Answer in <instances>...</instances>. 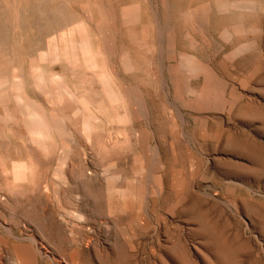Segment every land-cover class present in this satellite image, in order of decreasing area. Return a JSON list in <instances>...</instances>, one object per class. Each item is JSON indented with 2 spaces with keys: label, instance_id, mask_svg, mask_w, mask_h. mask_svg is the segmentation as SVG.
<instances>
[{
  "label": "rangeland",
  "instance_id": "obj_1",
  "mask_svg": "<svg viewBox=\"0 0 264 264\" xmlns=\"http://www.w3.org/2000/svg\"><path fill=\"white\" fill-rule=\"evenodd\" d=\"M0 81V264H264V0H0Z\"/></svg>",
  "mask_w": 264,
  "mask_h": 264
},
{
  "label": "bare ground",
  "instance_id": "obj_2",
  "mask_svg": "<svg viewBox=\"0 0 264 264\" xmlns=\"http://www.w3.org/2000/svg\"><path fill=\"white\" fill-rule=\"evenodd\" d=\"M108 23H109V21H108ZM103 24V23H102ZM100 29V28H99ZM99 32V31H98ZM105 32V31H104ZM102 34V33H101ZM111 34V33H110ZM112 34H113V31H112ZM105 36H107V35H105ZM139 36V35H138ZM111 37H113V36H111ZM102 38V37H101ZM103 42V40L101 41V43ZM108 42V41H107ZM101 45V44H100ZM101 46H105V44H103V45H101ZM99 48V47H98ZM104 49H105V47H104ZM106 50V49H105ZM100 52V51H99ZM107 52V51H106ZM101 53V52H100ZM103 53V52H102ZM102 53H101V55H102ZM93 56V55H92ZM106 56V55H105ZM88 57H90V56H88ZM96 58V57H95ZM108 59V58H107ZM107 59H105V60H107ZM87 60V59H86ZM92 60V59H91ZM96 60V59H95ZM92 61H94V60H92ZM102 61H103V59H102ZM95 62V61H94ZM96 62H97V60H96ZM107 62V61H106ZM109 62H110V60H109ZM117 63V62H116ZM112 64V63H111ZM114 64V63H113ZM89 65V64H88ZM92 65V64H91ZM94 65V64H93ZM89 67V69H90V66H88ZM116 67V66H115ZM118 67V66H117ZM95 68H97V67H95ZM94 68V69H95ZM108 68V67H107ZM113 68H114V66H113ZM92 69V68H91ZM109 70V69H108ZM111 71V70H110ZM118 71V70H117ZM122 72V71H121ZM107 73V72H106ZM114 73H116V72H114ZM31 74V73H30ZM102 75V74H101ZM124 75V74H123ZM123 75H121V76H123ZM29 76V75H28ZM39 76V75H38ZM37 76V77H38ZM25 77V76H24ZM36 77V78H37ZM41 77H43L42 76V74H41ZM98 77V76H97ZM103 77V76H102ZM101 77V78H102ZM113 78H114V75L112 76ZM116 78L117 77H120V76H118V74H117V76H115ZM126 77V76H125ZM31 78V77H30ZM35 78V79H36ZM101 78H99L101 81L100 82H104L103 81V79H101ZM106 78V77H105ZM122 78V77H121ZM38 79V85H39V82L41 81V79H44V78H37ZM36 79V80H37ZM39 79H40V81H39ZM110 79V78H109ZM115 79V78H114ZM119 79V78H118ZM16 80V79H15ZM19 80V79H18ZM17 80V81H18ZM20 81V80H19ZM18 81V82H19ZM46 81V80H45ZM122 81V80H121ZM1 82V81H0ZM17 82V83H18ZM47 82V81H46ZM107 83H108V81H106ZM119 82V81H118ZM34 82H32V84H33ZM37 83V82H36ZM41 83V82H40ZM43 83V85L44 84H46V83H44V82H42ZM117 83V82H116ZM126 83H128V82H126ZM19 85H18V88H19V86H21V84H23L21 81L18 83ZM125 84V83H124ZM30 85V84H29ZM43 85H41V86H43ZM104 85V84H103ZM103 85H101V87L103 86ZM126 85V84H125ZM15 86V85H14ZM23 86V85H22ZM22 86H21V88L20 89H22ZM49 86V85H48ZM110 86V85H109ZM139 86V85H138ZM45 87V89H46V86H44ZM104 87V86H103ZM102 87V88H103ZM105 87H106V84H105ZM105 87L103 88V91L105 90ZM116 87V86H115ZM24 88V87H23ZM34 88V87H33ZM38 88H39V86H38ZM41 88V87H40ZM35 89V88H34ZM48 89V88H47ZM46 89V90H47ZM59 89L61 90V88L59 87ZM110 89H111V86H110ZM109 89V87L105 90L106 92H107V95H108V100L111 102V100L112 99H114V101H116L117 99H118V97L112 92L113 90H110ZM125 89H126V86H125ZM129 89V88H128ZM41 90V89H40ZM22 91V90H21ZM64 91V90H63ZM119 91V90H118ZM65 92H67L66 90H65ZM64 92V93H65ZM106 92H104L105 94H106ZM25 93V92H24ZM127 93V92H126ZM26 94V93H25ZM28 94V93H27ZM26 94V95H27ZM72 93H70V95L69 94H65V95H69L70 97L71 96H73V94L71 95ZM121 94H122V91H121ZM128 94H129V92L127 93V96H128ZM20 95H21V93H20ZM19 95V96H20ZM106 95V96H107ZM132 95V94H131ZM18 96V97H19ZM133 96V95H132ZM126 97V96H125ZM129 97V96H128ZM134 97V96H133ZM21 98V97H20ZM30 98V97H29ZM106 98V97H105ZM124 98V97H123ZM111 99V100H110ZM129 99H130V97H129ZM136 99V98H135ZM22 100H23V104H24V108H25V118H26V123L28 124L27 126H29V133H30V137H31V141H34L35 143H41V141L43 140V138L44 137H46V135L51 131V129H56V130H59V126L61 127V123L59 122L60 120H59V118L54 114V115H52L51 117H48V115L46 114V112L44 111V110H42V109H40V108H37V107H34V106H32L31 104H30V101L25 97V96H23L22 97ZM106 100V99H105ZM121 100V99H120ZM124 100H125V98H124ZM139 100H142V99H139ZM113 101V100H112ZM113 101V102H114ZM126 101V100H125ZM130 101V100H129ZM136 101V100H135ZM106 102H107V100H106ZM118 101H116V103H117ZM127 102V101H126ZM134 102V101H133ZM140 102V101H139ZM18 103H19V101H18ZM20 103H21V100H20ZM32 103V102H31ZM131 103V102H130ZM134 103H136V102H134ZM35 104H37V103H35ZM112 104V103H111ZM22 105V104H21ZM123 105V104H122ZM127 105H129L128 103H127ZM139 105H141V104H139ZM142 105H143V102H142ZM141 105V106H142ZM132 106V108L133 107H135V106H133V104L131 105ZM129 107V106H128ZM21 108V107H20ZM45 108V107H44ZM49 109V108H48ZM142 109V108H141ZM133 111V110H132ZM138 111V110H137ZM142 111H144V110H142ZM78 112V111H77ZM76 112V113H77ZM125 113V112H124ZM134 113H137V112H134ZM139 113V112H138ZM144 113V112H143ZM5 114H7V113H5ZM5 116V115H4ZM23 116V115H22ZM137 115L135 114V117H136ZM6 117V116H5ZM7 118V117H6ZM9 119H11V117L9 118ZM61 119V118H60ZM138 119H139V117H138ZM137 119V120H138ZM12 120V119H11ZM23 120V119H22ZM13 121V120H12ZM141 122V121H140ZM25 123V124H26ZM87 122L85 121V123H84V125L86 124ZM24 125V124H23ZM89 125V124H88ZM88 125L86 124V126L88 127ZM26 126V127H27ZM64 126V125H63ZM140 126V125H139ZM85 127V126H84ZM87 127H85V128H87ZM63 129H64V127H63ZM90 129V128H89ZM80 130V129H79ZM85 130V129H84ZM88 130V129H87ZM90 131V130H89ZM83 132V131H82ZM85 132L87 133L88 131H84V134H85ZM3 133V132H2ZM71 133V132H70ZM89 133V132H88ZM71 135V134H70ZM86 135H88V134H86ZM79 136V135H78ZM72 137V136H71ZM52 138V137H51ZM50 138V139H51ZM90 138V137H89ZM26 139V138H25ZM86 139H88V136H87V138ZM29 140V139H28ZM77 140V139H76ZM82 140V139H81ZM90 140V139H89ZM88 140V141H89ZM25 141V140H24ZM33 142V143H34ZM52 142V141H51ZM66 142V141H65ZM71 142V141H70ZM2 143V142H1ZM28 144V143H27ZM68 144V143H67ZM71 144V143H70ZM45 145V144H44ZM74 145V144H73ZM141 145V144H140ZM46 146V145H45ZM143 146V145H142ZM31 147V146H30ZM56 147V146H55ZM70 147V146H69ZM141 148H143V149H145L144 148V146L143 147H141ZM70 150V149H69ZM142 151V150H141ZM141 153V152H140ZM142 153H143V151H142ZM142 156V155H141ZM71 157V156H70ZM144 157V156H143ZM62 158V157H61ZM144 159V158H143ZM145 160V159H144ZM92 161V160H91ZM59 163V162H58ZM62 164V163H61ZM63 165V164H62ZM65 165V164H64ZM92 167L94 166V165H91ZM15 167V166H14ZM13 167V168H14ZM63 167H65V166H63ZM85 167V166H84ZM12 168V169H13ZM95 168V167H94ZM17 169H19V168H17ZM59 169V168H58ZM63 169V168H62ZM87 169H89V168H87ZM86 169V170H87ZM92 169V168H91ZM15 170V169H14ZM14 170H12V171H14ZM94 170V173L96 174L97 172H95V169H93ZM17 171V170H16ZM60 171V170H59ZM84 171V170H83ZM87 171H90V173H91V170H87ZM87 171H85V173L87 172ZM62 173V172H61ZM17 174V173H16ZM86 174H89L88 172L86 173ZM86 174H84L85 175V177H86ZM59 175V174H58ZM56 176V175H55ZM60 176V175H59ZM63 176L65 177V175H64V171H63ZM88 176V175H87ZM90 176H91V174H90ZM90 176H88L89 177V179H91V177ZM95 176V175H94ZM93 176V174H92V177H94ZM97 176V175H96ZM21 178H22V175H21ZM12 179H14V177L12 178ZM16 179V178H15ZM18 179V178H17ZM17 179H16V182H17ZM24 179V178H23ZM19 180V179H18ZM96 180V179H95ZM20 182V181H19ZM18 183V182H17ZM65 183H66V181H65ZM17 185V184H16ZM11 189V188H10ZM40 189V188H39ZM9 192H10V190H9ZM12 192V191H11ZM4 196V195H3ZM117 198V197H116ZM8 200V199H7ZM49 202V201H48ZM5 204V203H4ZM56 204V203H55ZM9 205V204H8ZM126 205H128V204H126ZM49 206V205H48ZM53 208V207H52ZM46 210H47V207L45 208ZM44 208H43V210L45 211V213H47V212H52V211H47L46 212V210H45ZM51 209V208H50ZM63 209V208H62ZM42 210V211H43ZM60 210V209H59ZM43 211V212H44ZM56 211V210H55ZM54 211V212H55ZM53 212V213H54ZM45 213H42V214H45ZM52 213V214H53ZM42 214L40 215V216H42ZM56 214V213H55ZM59 214V213H58ZM38 215H39V212H38ZM37 215V216H38ZM54 215V214H53ZM69 215H70V213H69ZM68 215V216H69ZM81 215V214H80ZM45 215H43V219L44 218H46V217H48V215L46 216V217H44ZM79 216V215H78ZM77 216V217H78ZM60 217V216H59ZM41 218V217H40ZM49 219L50 218H52V216H50L49 215V217H48ZM48 220V219H47ZM58 220V219H57ZM60 220H61V218H60ZM53 221H54V218H53ZM48 222V221H47ZM55 222H56V220H55ZM48 224V223H47ZM60 224H62V223H60ZM64 224H67V223H65L64 222ZM46 225V224H45ZM54 225V223L52 224V227H54L53 226ZM63 225V224H62ZM57 226V225H56ZM60 226V228H62L61 227V225H59ZM65 226V225H64ZM66 226H68V225H66ZM70 226V225H69ZM51 227V228H52ZM71 227H73L72 225H71ZM71 227H70V230H71ZM83 227V226H82ZM55 228V227H54ZM66 228V227H65ZM78 228V227H77ZM77 228H75V230L77 229ZM64 228H62L61 230H63ZM24 230H25V228H24ZM54 230V229H53ZM56 230V229H55ZM65 230V229H64ZM67 230H69V229H67ZM60 231V230H59ZM51 232H53V231H51ZM73 232V231H72ZM76 232H78V230L76 231ZM89 232V231H88ZM58 234V233H57ZM56 234V235H57ZM73 234H74V232H73ZM26 235V234H25ZM55 235V236H56ZM59 235V234H58ZM61 235V234H60ZM63 235V234H62ZM27 237L29 236V235H26ZM38 236V235H37ZM126 236V235H125ZM31 237V236H30ZM32 237H34L35 238V236H32ZM37 238V237H36ZM35 238V239H36ZM60 238V237H59ZM26 239V238H25ZM35 239H33L32 241L34 242V240ZM65 239V238H64ZM77 239V238H76ZM27 241H28V238H27ZM43 241V240H42ZM41 241V242H42ZM49 241V240H48ZM36 242V241H35ZM74 242H75V238H74ZM77 242V241H76ZM90 242V241H89ZM89 242H87V243H89ZM39 243V242H38ZM33 244V243H32ZM47 244V243H46ZM49 244V243H48ZM47 244V245H48ZM80 244V243H79ZM86 244V243H85ZM39 245H41V244H39ZM59 245V244H58ZM87 245V244H86ZM33 246V245H32ZM78 246V245H77ZM80 246V245H79ZM78 246V247H79ZM73 247H75V246H73ZM86 248H88V247H86ZM19 249V248H18ZM47 249V248H46ZM74 249V248H73ZM75 249H78V248H75ZM36 251V250H35ZM73 251V250H72ZM37 252H39V251H37ZM49 252V251H48ZM47 253V252H46ZM45 253V254H46ZM83 253V252H82ZM29 255V254H28ZM41 255V254H40ZM42 256V255H41ZM89 256H91V255H89ZM64 257V256H63ZM28 260H29V258H28ZM69 260V259H68ZM26 261H27V259H26ZM55 264V263H54ZM90 264V263H89Z\"/></svg>",
  "mask_w": 264,
  "mask_h": 264
}]
</instances>
